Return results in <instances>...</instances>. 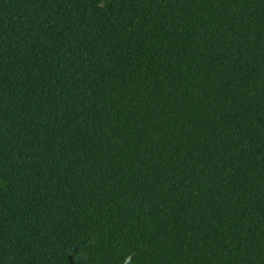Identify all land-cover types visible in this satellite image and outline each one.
Masks as SVG:
<instances>
[{
	"label": "trees",
	"instance_id": "trees-1",
	"mask_svg": "<svg viewBox=\"0 0 264 264\" xmlns=\"http://www.w3.org/2000/svg\"><path fill=\"white\" fill-rule=\"evenodd\" d=\"M0 264H264V0H0Z\"/></svg>",
	"mask_w": 264,
	"mask_h": 264
}]
</instances>
